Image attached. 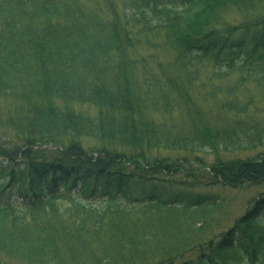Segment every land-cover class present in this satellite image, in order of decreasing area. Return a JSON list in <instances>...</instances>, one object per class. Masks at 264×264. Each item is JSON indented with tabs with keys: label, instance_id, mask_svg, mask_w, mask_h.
Here are the masks:
<instances>
[{
	"label": "trees",
	"instance_id": "16d2710c",
	"mask_svg": "<svg viewBox=\"0 0 264 264\" xmlns=\"http://www.w3.org/2000/svg\"><path fill=\"white\" fill-rule=\"evenodd\" d=\"M248 83L264 0H0V264H264V117L232 96ZM172 152L213 155L208 180L169 178ZM247 187L204 240L213 190Z\"/></svg>",
	"mask_w": 264,
	"mask_h": 264
},
{
	"label": "rangeland",
	"instance_id": "374dc122",
	"mask_svg": "<svg viewBox=\"0 0 264 264\" xmlns=\"http://www.w3.org/2000/svg\"><path fill=\"white\" fill-rule=\"evenodd\" d=\"M234 16L232 17L234 20H238L241 18L240 15L238 14H233ZM138 52H143L142 50H139ZM169 54H160V57L168 56ZM202 79V77H201ZM234 79V78H233ZM232 82V80H231ZM203 92V91H201ZM224 98L222 99H230L232 96L235 95V99L237 100L238 103H246L251 101V106L249 107V110L246 113V118L247 119H255V120H261L264 117V88L255 86L253 84H246L244 87L240 88L237 92H235L232 96H228L224 93H222ZM213 100H206V101H199L200 107L204 110L205 114L209 115V119H214L216 117V106L212 103ZM2 109L4 112H8L9 116H12L15 113V102L11 100H7L1 103ZM83 112H87L86 108L82 109ZM183 113H180L179 115H176L174 117V121H180L184 117ZM4 117L3 113L0 112V118ZM12 130L9 127H2L0 126V136H9L11 137ZM1 139V138H0ZM260 151L264 153V148H262ZM156 153V154H161V155H166L165 153H157V152H151ZM173 153V152H172ZM255 154V152H250L247 154L248 156ZM155 155V154H154ZM174 158H179L181 157V164L182 166V172L181 175H172L169 176V178L173 180H182V181H189L193 182L196 181V179L199 180V182H205L208 180V171L207 166L212 162L213 160V155L207 153L203 156V158L206 161V164L204 166H200L195 160L191 159L193 157L185 154V152H179V153H173L172 154ZM231 157H234L235 154L230 155ZM245 156V155H242ZM154 157V156H153ZM191 157V158H190ZM205 167V168H203ZM181 169V166H180ZM186 175H195L196 178H189ZM259 189L252 188V187H247L245 189H229V188H224V189H216L213 190L215 194H218L220 197L224 198L226 200V205H224V211L223 213L217 217L216 219V226L217 229L210 228L208 229V234L204 235V240L209 239L212 237L214 234H218V232L232 224V222L240 216V214L244 213L245 209L247 208V203L256 197L258 195ZM226 206V207H225ZM124 257V256H123ZM123 257L118 258L115 260V264H130L133 262V260H126L123 259ZM4 260H6V257H2Z\"/></svg>",
	"mask_w": 264,
	"mask_h": 264
}]
</instances>
